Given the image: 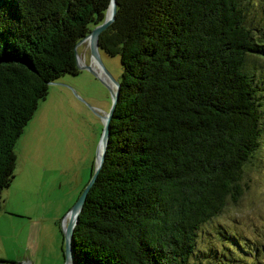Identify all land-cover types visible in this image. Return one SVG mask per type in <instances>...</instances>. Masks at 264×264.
<instances>
[{
    "label": "trees",
    "instance_id": "trees-1",
    "mask_svg": "<svg viewBox=\"0 0 264 264\" xmlns=\"http://www.w3.org/2000/svg\"><path fill=\"white\" fill-rule=\"evenodd\" d=\"M254 3L115 0L97 43L118 56L119 85L72 229L77 264H197V229L237 201L259 145L264 100L252 68L264 29L248 18ZM109 5L0 0V192L23 125L49 82L78 71L75 44Z\"/></svg>",
    "mask_w": 264,
    "mask_h": 264
},
{
    "label": "rangeland",
    "instance_id": "rangeland-1",
    "mask_svg": "<svg viewBox=\"0 0 264 264\" xmlns=\"http://www.w3.org/2000/svg\"><path fill=\"white\" fill-rule=\"evenodd\" d=\"M254 4L248 18L264 29V0ZM86 40L75 56L91 69L77 66L49 82L15 140L13 176L0 192L2 264H65L63 220L94 169L112 78L120 73L117 55L99 50L96 63ZM252 70L264 100V59L256 57ZM260 124L241 195L197 229L190 261L264 264V104Z\"/></svg>",
    "mask_w": 264,
    "mask_h": 264
},
{
    "label": "water",
    "instance_id": "water-1",
    "mask_svg": "<svg viewBox=\"0 0 264 264\" xmlns=\"http://www.w3.org/2000/svg\"><path fill=\"white\" fill-rule=\"evenodd\" d=\"M111 1V11L110 14L108 16H106V14L104 13V17L103 19L96 23L94 26H92L89 31L87 32V34H85L82 38H80L76 44V45L81 42L84 39H87V43H88V49H89V53L90 56L94 58L96 63L100 62L99 56H98V43H97V38H98V34L99 32L106 27L111 20L113 19L114 16V12H115V0H110ZM76 55V52H75ZM75 62L77 66L80 67H86L88 69H91L90 65H79L77 63V59L75 56ZM112 82L114 84V89H111V104L110 107L108 109V111L104 114V121H103V127L97 142V145L99 143V141H102V150L100 153V156L97 160V162L95 163L94 169L92 171V173L90 174L87 182L85 183V185L83 186L82 190L80 191L79 195L76 197L75 201L73 202V204L71 205V207L67 210L66 215L70 214L69 218L66 221V224L63 226V241H64V248H63V255H64V261L65 264H77L75 262V259L73 257L72 254V249H71V239H72V229H73V225L76 222V218H77V213L81 207V204L84 200L85 194L89 188V186L92 184L97 171L101 165V162L103 160V155H104V150H105V145H106V141H107V136L109 133V119L111 117L112 111H113V107H114V103L116 101L117 98V90H118V80L112 78ZM97 148V146H96Z\"/></svg>",
    "mask_w": 264,
    "mask_h": 264
},
{
    "label": "bare ground",
    "instance_id": "bare-ground-1",
    "mask_svg": "<svg viewBox=\"0 0 264 264\" xmlns=\"http://www.w3.org/2000/svg\"><path fill=\"white\" fill-rule=\"evenodd\" d=\"M111 11V1H110V5L108 6V9L106 11V16H108L110 14ZM87 41V40H86ZM93 58V57H92ZM94 60V58H93ZM95 61V60H94ZM99 145L97 146V156H96V162L100 156L101 150H102V141H99L98 143ZM100 151V152H99ZM70 214H67L63 220V226L66 224L67 219L69 218Z\"/></svg>",
    "mask_w": 264,
    "mask_h": 264
},
{
    "label": "crops",
    "instance_id": "crops-1",
    "mask_svg": "<svg viewBox=\"0 0 264 264\" xmlns=\"http://www.w3.org/2000/svg\"><path fill=\"white\" fill-rule=\"evenodd\" d=\"M37 259H38V258H37ZM38 260H39V259H38ZM35 261H36V259H35ZM38 263H40V261H39V262H37V264H38Z\"/></svg>",
    "mask_w": 264,
    "mask_h": 264
}]
</instances>
